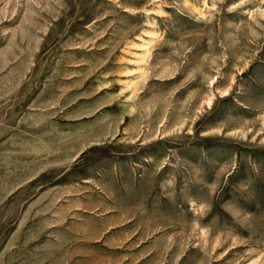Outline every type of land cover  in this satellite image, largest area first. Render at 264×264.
Listing matches in <instances>:
<instances>
[{
    "label": "rangeland",
    "instance_id": "obj_1",
    "mask_svg": "<svg viewBox=\"0 0 264 264\" xmlns=\"http://www.w3.org/2000/svg\"><path fill=\"white\" fill-rule=\"evenodd\" d=\"M0 264H264V0H0Z\"/></svg>",
    "mask_w": 264,
    "mask_h": 264
}]
</instances>
